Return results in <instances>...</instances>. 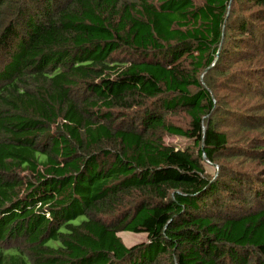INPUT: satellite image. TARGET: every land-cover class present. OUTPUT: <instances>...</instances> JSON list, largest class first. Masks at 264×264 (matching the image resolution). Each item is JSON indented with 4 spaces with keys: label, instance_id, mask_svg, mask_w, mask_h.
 Masks as SVG:
<instances>
[{
    "label": "trees",
    "instance_id": "obj_1",
    "mask_svg": "<svg viewBox=\"0 0 264 264\" xmlns=\"http://www.w3.org/2000/svg\"><path fill=\"white\" fill-rule=\"evenodd\" d=\"M244 1L0 0V264H264V206L228 208L264 199Z\"/></svg>",
    "mask_w": 264,
    "mask_h": 264
},
{
    "label": "rangeland",
    "instance_id": "obj_2",
    "mask_svg": "<svg viewBox=\"0 0 264 264\" xmlns=\"http://www.w3.org/2000/svg\"><path fill=\"white\" fill-rule=\"evenodd\" d=\"M196 3H199L200 0H194ZM236 12L238 15L239 19H247L248 22H250V26L254 28L256 31L258 30H264V8L261 9L260 7L253 5V4H247V1H244L242 4H238L235 6ZM127 56L126 54H124ZM118 56H123V54H118ZM264 61V58H263ZM247 106L248 108L253 106V102H245L243 103V107ZM166 117L168 120L175 124H184L186 125L188 122V117L183 111H178V112H173V113H167ZM164 141L167 144L174 145L179 148H185L188 145L192 146V141L180 137L177 135H169L165 134L164 135ZM207 171L210 174L215 175L218 172V165L216 164H211L209 162H205ZM236 165V164H235ZM238 166H241V168H248V171L253 173L255 168L253 167L255 164L252 165H241L237 164ZM235 199H231L230 206H228L230 213L232 214H240L243 212H248V211H256L259 210L264 206V199H259L256 198L255 200L252 199L251 192L250 190L244 191V193L240 197H233ZM247 199L249 201H252L251 203H248L245 208L244 203L246 204ZM119 235L123 239L124 243L128 246L134 245L136 243L146 241L147 240V234L146 233H140V232H132V231H121L119 232Z\"/></svg>",
    "mask_w": 264,
    "mask_h": 264
}]
</instances>
